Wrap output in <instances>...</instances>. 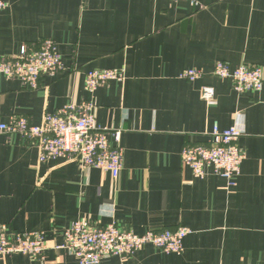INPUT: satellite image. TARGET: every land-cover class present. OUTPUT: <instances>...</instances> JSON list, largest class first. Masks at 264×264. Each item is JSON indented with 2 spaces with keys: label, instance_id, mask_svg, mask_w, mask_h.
I'll return each mask as SVG.
<instances>
[{
  "label": "crops",
  "instance_id": "1",
  "mask_svg": "<svg viewBox=\"0 0 264 264\" xmlns=\"http://www.w3.org/2000/svg\"><path fill=\"white\" fill-rule=\"evenodd\" d=\"M0 58L54 41L66 69L44 74L36 88L0 74V122L12 115L40 123L65 103L92 100L96 123L120 132L117 177L74 162H38L34 143L0 134V223L15 232L42 231L43 259L14 253L0 264H79L63 249L78 219L111 221L141 235L190 229L182 252L152 245L124 264H264V0H3ZM258 65L259 91L236 92L211 74L216 62ZM186 68L204 72L185 80ZM122 70L92 93L90 70ZM202 86L214 88L210 102ZM235 126L245 158L234 185L206 167L197 178L182 165L186 144H208L213 126ZM109 143L116 142L111 134ZM116 256L99 264H119Z\"/></svg>",
  "mask_w": 264,
  "mask_h": 264
},
{
  "label": "built area",
  "instance_id": "2",
  "mask_svg": "<svg viewBox=\"0 0 264 264\" xmlns=\"http://www.w3.org/2000/svg\"><path fill=\"white\" fill-rule=\"evenodd\" d=\"M187 1L192 6L197 5L196 0ZM6 6V2L0 0V10ZM65 69L54 41L49 38L43 39L37 47L22 46L18 54L0 58V74L16 78L31 89L37 87L42 75H54ZM211 74L230 79L236 92L259 91L263 85L262 69L258 65L231 68L227 63L218 61ZM203 75L200 69L186 68L178 77L192 81ZM123 79L122 70H90L84 74V87L92 93L112 80ZM214 93L213 87L202 86L200 95L210 102ZM262 106L264 109V102ZM94 108L90 99L65 103L53 112L44 113L38 124H32L25 116L12 115L8 121L0 122V134H16L34 143L40 163L55 159L74 162L80 168H98L115 178L123 162V150L119 146L120 132H109L107 127L98 125ZM109 134L113 136L115 145L109 143ZM241 134V130L235 126L220 130L215 124L208 144H186L182 147V165L190 168L197 178L204 177L206 167H211L228 185H234L245 158L244 150L237 143ZM190 232L189 228L178 226L174 229H148L138 235L116 221L99 225L88 219H78L64 230L62 243L54 245V248L73 254L79 264H99L112 256L119 258V264H124L135 251L146 245L166 253L180 254L183 239ZM46 248L42 231L15 232L6 223H0V257L22 253L43 259Z\"/></svg>",
  "mask_w": 264,
  "mask_h": 264
}]
</instances>
